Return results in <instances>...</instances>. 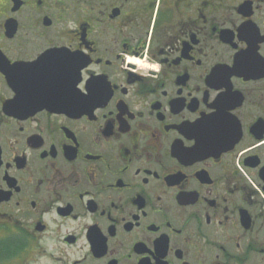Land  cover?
<instances>
[{
  "label": "flooded vegetation",
  "instance_id": "flooded-vegetation-1",
  "mask_svg": "<svg viewBox=\"0 0 264 264\" xmlns=\"http://www.w3.org/2000/svg\"><path fill=\"white\" fill-rule=\"evenodd\" d=\"M0 264H264V0H0Z\"/></svg>",
  "mask_w": 264,
  "mask_h": 264
}]
</instances>
